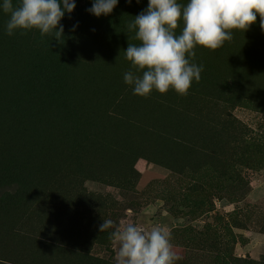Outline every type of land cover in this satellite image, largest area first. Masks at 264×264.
I'll return each instance as SVG.
<instances>
[{
    "label": "rangeland",
    "instance_id": "374dc122",
    "mask_svg": "<svg viewBox=\"0 0 264 264\" xmlns=\"http://www.w3.org/2000/svg\"><path fill=\"white\" fill-rule=\"evenodd\" d=\"M76 4L61 38L8 36L0 11V123L37 146L0 148V264H95L88 254L116 264L104 219L165 227L175 264H264V96L233 69L204 67L186 95L147 97L179 115L176 150L107 138L79 103L81 77L109 56L126 60L129 43L139 44L126 26L148 0H119L100 17L86 11L92 0ZM144 98L122 79L97 116L138 121Z\"/></svg>",
    "mask_w": 264,
    "mask_h": 264
},
{
    "label": "clouds",
    "instance_id": "9594fccd",
    "mask_svg": "<svg viewBox=\"0 0 264 264\" xmlns=\"http://www.w3.org/2000/svg\"><path fill=\"white\" fill-rule=\"evenodd\" d=\"M118 4L119 0H92L86 11L96 17L107 16ZM76 7V0H0V11L8 15V36L35 29L41 36L61 38L64 27L60 22ZM257 15L264 30V0H148L147 7L126 26L125 32L134 33L139 44L129 43L124 50L130 62V69L123 73L124 83L134 95L145 98L153 91L186 95L204 71L203 64L194 62L196 46L221 48L233 38L234 29L246 31L256 23ZM181 22V32L176 34ZM76 27L78 23L73 25ZM109 229H113L110 240L118 245L116 264H175L180 259L163 226L145 228L128 223L114 227L112 220L104 219L99 231Z\"/></svg>",
    "mask_w": 264,
    "mask_h": 264
},
{
    "label": "trees",
    "instance_id": "16d2710c",
    "mask_svg": "<svg viewBox=\"0 0 264 264\" xmlns=\"http://www.w3.org/2000/svg\"><path fill=\"white\" fill-rule=\"evenodd\" d=\"M259 20L257 15V22L246 31L234 29L233 38L219 49L211 50L198 45L194 50L195 60L201 62L205 68L233 69L248 87L264 96V30L260 28ZM129 65L127 60L109 56L104 62L87 71L81 77L80 105L85 107L91 124L102 128L107 138L123 144L137 143L157 150H176L177 147L170 138L174 128L181 126V121L177 112L169 105L156 104L155 107L154 102L144 98L133 110L138 116V121L135 122L108 124L104 118L97 116L107 93L123 79V73ZM3 129L4 125L0 123V148L6 145L15 151H25L37 147L29 137L15 132L7 135ZM45 145L48 146L49 142L46 141ZM39 156L47 160L49 151L42 149ZM86 259L95 264H105L103 260L89 254Z\"/></svg>",
    "mask_w": 264,
    "mask_h": 264
}]
</instances>
